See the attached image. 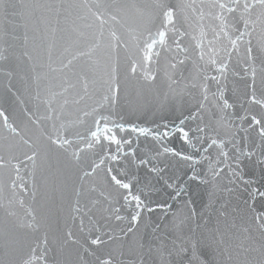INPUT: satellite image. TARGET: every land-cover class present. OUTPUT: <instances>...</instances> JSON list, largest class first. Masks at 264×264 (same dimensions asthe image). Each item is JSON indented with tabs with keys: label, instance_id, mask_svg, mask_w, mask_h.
Returning <instances> with one entry per match:
<instances>
[{
	"label": "water",
	"instance_id": "95a60500",
	"mask_svg": "<svg viewBox=\"0 0 264 264\" xmlns=\"http://www.w3.org/2000/svg\"><path fill=\"white\" fill-rule=\"evenodd\" d=\"M0 264H264V0H0Z\"/></svg>",
	"mask_w": 264,
	"mask_h": 264
}]
</instances>
